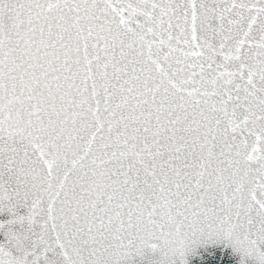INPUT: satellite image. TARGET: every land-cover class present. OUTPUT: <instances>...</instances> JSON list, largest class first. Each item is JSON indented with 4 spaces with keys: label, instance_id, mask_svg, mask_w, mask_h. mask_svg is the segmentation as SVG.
Listing matches in <instances>:
<instances>
[{
    "label": "snow or ice",
    "instance_id": "snow-or-ice-1",
    "mask_svg": "<svg viewBox=\"0 0 264 264\" xmlns=\"http://www.w3.org/2000/svg\"><path fill=\"white\" fill-rule=\"evenodd\" d=\"M0 264H264V0H0Z\"/></svg>",
    "mask_w": 264,
    "mask_h": 264
}]
</instances>
